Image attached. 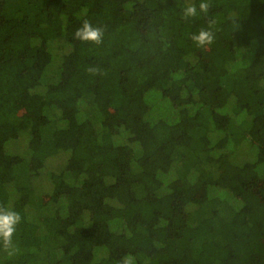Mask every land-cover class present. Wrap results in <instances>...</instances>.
Instances as JSON below:
<instances>
[{
    "label": "trees",
    "instance_id": "16d2710c",
    "mask_svg": "<svg viewBox=\"0 0 264 264\" xmlns=\"http://www.w3.org/2000/svg\"><path fill=\"white\" fill-rule=\"evenodd\" d=\"M185 3L0 0V264H264V0Z\"/></svg>",
    "mask_w": 264,
    "mask_h": 264
},
{
    "label": "clouds",
    "instance_id": "9594fccd",
    "mask_svg": "<svg viewBox=\"0 0 264 264\" xmlns=\"http://www.w3.org/2000/svg\"><path fill=\"white\" fill-rule=\"evenodd\" d=\"M211 8V0H186L182 7L181 18L185 21L198 19L207 16ZM214 22H209L207 27L200 28L197 32L190 35L189 39L197 48L211 46L216 39L215 32L212 30ZM105 28L102 25H94L90 20L84 19L80 27L73 33V40L81 43L95 45L97 47L104 43ZM91 75L99 74L97 67L87 69ZM22 222L21 215L11 209L0 206V249L8 257H13L19 253L18 246L14 243V236L17 226ZM118 264H137V259L132 254H125L120 258Z\"/></svg>",
    "mask_w": 264,
    "mask_h": 264
},
{
    "label": "rangeland",
    "instance_id": "374dc122",
    "mask_svg": "<svg viewBox=\"0 0 264 264\" xmlns=\"http://www.w3.org/2000/svg\"><path fill=\"white\" fill-rule=\"evenodd\" d=\"M247 23V24H246ZM249 22L246 20L245 22V25H249L248 24ZM248 31H249V28H248ZM51 32H46V34H50ZM22 47L24 49H27V42L24 41L22 44ZM140 107L141 105H137V106H134L132 107L130 110V113L133 114L135 113V110L133 108H139L140 110ZM236 170L235 168L231 167L227 162L226 160L224 159L222 161V164H221V172H222V175H223V178H226L228 177L229 175H237L238 173H236ZM233 183V182H232ZM250 188L257 194V196L260 198L261 201H263V185L261 183H258V182H251L250 183ZM201 189V186L199 185L198 188H192V189H182V186L181 188L179 187V191L184 194V195H187V194H193V195H196L199 193Z\"/></svg>",
    "mask_w": 264,
    "mask_h": 264
}]
</instances>
